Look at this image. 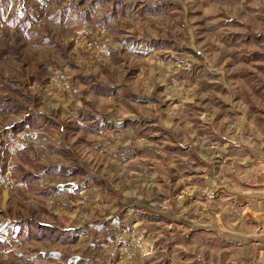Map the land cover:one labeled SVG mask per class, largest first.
<instances>
[{"label":"rangeland","instance_id":"1","mask_svg":"<svg viewBox=\"0 0 264 264\" xmlns=\"http://www.w3.org/2000/svg\"><path fill=\"white\" fill-rule=\"evenodd\" d=\"M260 151L264 0H0V264H253Z\"/></svg>","mask_w":264,"mask_h":264},{"label":"crops","instance_id":"2","mask_svg":"<svg viewBox=\"0 0 264 264\" xmlns=\"http://www.w3.org/2000/svg\"><path fill=\"white\" fill-rule=\"evenodd\" d=\"M243 144L247 145V144H245V142ZM262 144H263V142H261V145ZM254 157H256L255 160L257 161V163H256L257 164V170L256 171L259 170V173L256 174L258 176L257 181L255 183H252L251 187H249V191H252V192L256 193V196H255V200L252 199L251 200L252 203H247V205H248V208L253 207L254 205H258L259 206V212L261 213L260 214L261 216L258 219L262 220V223H263V226H264V176H262L260 174V170H262L264 168V152L263 151L262 152L260 151V153L257 152ZM246 159L248 160V158H246ZM252 160H253V158H251V161ZM238 194H241V193L239 192ZM231 197H234V195H229V198H231ZM236 197H237V195H236ZM252 197H253V195H252ZM231 202H233V200H231ZM228 206H230V204ZM245 208H247V207H244V209ZM232 210H233L232 208H229L230 212H232ZM256 214H259V213H256ZM235 223H236V221L232 220V222H230L229 226L232 225V224H235ZM245 251H246V256H254L253 257L254 259H252V263L253 264H264V249L260 250V252L258 251V256H255V254L257 252L256 250H253L251 252L249 250H245ZM237 253L239 254L240 251H237ZM248 261H250V260L248 259ZM247 264H249V263L247 262Z\"/></svg>","mask_w":264,"mask_h":264}]
</instances>
